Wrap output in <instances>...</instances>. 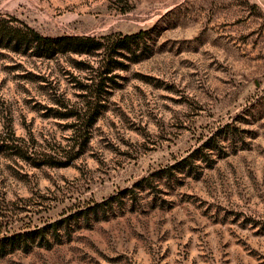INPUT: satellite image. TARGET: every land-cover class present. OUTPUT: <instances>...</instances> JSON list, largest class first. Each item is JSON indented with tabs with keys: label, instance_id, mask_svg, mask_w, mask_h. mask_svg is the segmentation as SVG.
<instances>
[{
	"label": "rangeland",
	"instance_id": "obj_1",
	"mask_svg": "<svg viewBox=\"0 0 264 264\" xmlns=\"http://www.w3.org/2000/svg\"><path fill=\"white\" fill-rule=\"evenodd\" d=\"M0 17L104 42L39 57L0 32V264H264V0H0ZM149 29L109 56L108 36Z\"/></svg>",
	"mask_w": 264,
	"mask_h": 264
},
{
	"label": "trees",
	"instance_id": "obj_2",
	"mask_svg": "<svg viewBox=\"0 0 264 264\" xmlns=\"http://www.w3.org/2000/svg\"><path fill=\"white\" fill-rule=\"evenodd\" d=\"M1 18V17H0ZM3 24H2V23ZM8 23L7 20H4L1 18L0 20V32L3 31L4 35L8 40H13L16 45L19 47V45H24L25 49L30 48H36V50L39 51V57H50L54 53V49H51L52 47L56 46H69L70 48H65L62 50V52H72L77 54H87V55H93V53L100 48H103L104 42H100L99 40H96L94 36H76L73 39L68 38L69 36H66V39L72 40V42H66L62 43L60 40L55 41L54 38L43 36L39 34L34 29L27 28V31L21 32V30H17L16 28L12 26H7ZM154 27L153 29H155ZM153 29L149 30H140L137 33L131 34V35H124V36H108L107 41L105 42L108 47L110 46L111 52L109 56L113 55H122L120 54L121 51L126 52H132L136 51L140 48V44H148L152 39V32ZM16 47V46H15ZM15 51H18L19 48ZM57 52V51H56ZM88 69V68H87ZM204 148H207V146H204ZM120 195L111 196L109 199H106L102 202H96L94 205L80 209L73 214H70L69 216L60 219L58 221H55L48 225L45 228H39L36 230H29L24 233L17 234L16 237H22L25 241H27V238L30 236H35L38 233L44 234L46 228L53 229L54 233L59 229L60 224H64L67 226L70 219H74L78 221L79 217L78 215H84L86 218L91 213L93 217H97L101 213L103 215H106L105 213L108 211V209H111L110 207L113 206L115 203V200L120 199Z\"/></svg>",
	"mask_w": 264,
	"mask_h": 264
},
{
	"label": "crops",
	"instance_id": "obj_3",
	"mask_svg": "<svg viewBox=\"0 0 264 264\" xmlns=\"http://www.w3.org/2000/svg\"><path fill=\"white\" fill-rule=\"evenodd\" d=\"M175 0H141V4L144 6H151L157 8L167 4H173Z\"/></svg>",
	"mask_w": 264,
	"mask_h": 264
}]
</instances>
